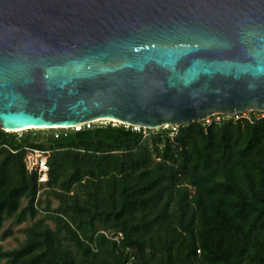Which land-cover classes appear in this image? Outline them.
Returning <instances> with one entry per match:
<instances>
[{"label": "trees", "instance_id": "trees-1", "mask_svg": "<svg viewBox=\"0 0 264 264\" xmlns=\"http://www.w3.org/2000/svg\"><path fill=\"white\" fill-rule=\"evenodd\" d=\"M132 131L0 130V264H264V114ZM26 149L48 154L47 181ZM23 201V204H21ZM53 202L55 206L53 207Z\"/></svg>", "mask_w": 264, "mask_h": 264}, {"label": "water", "instance_id": "water-1", "mask_svg": "<svg viewBox=\"0 0 264 264\" xmlns=\"http://www.w3.org/2000/svg\"><path fill=\"white\" fill-rule=\"evenodd\" d=\"M246 112L264 114V0H0L2 131Z\"/></svg>", "mask_w": 264, "mask_h": 264}, {"label": "built area", "instance_id": "built-area-1", "mask_svg": "<svg viewBox=\"0 0 264 264\" xmlns=\"http://www.w3.org/2000/svg\"><path fill=\"white\" fill-rule=\"evenodd\" d=\"M238 116L240 115L227 116V115H221V114H213L207 117L206 119H204L203 122L205 125H209L210 123H219L223 121L224 119H231V118L237 119ZM255 116L261 117L263 116V113L256 112ZM242 117L246 118L247 116L246 117L242 116ZM89 124H92V123L81 124V125L73 127L72 129L76 131L82 126L87 128ZM123 126L130 127L132 131H138L139 129H141V132L143 133V135L144 136L146 135L145 129L133 127V126H126V125H123ZM176 127H177L176 125H170V126H163L161 127V129H168L169 136H172L176 132ZM47 157H48V154L45 151H40L36 149H26L23 155V158H22V162H23L26 172L34 174L36 177V181L39 185H43L47 181V165H46Z\"/></svg>", "mask_w": 264, "mask_h": 264}, {"label": "rangeland", "instance_id": "rangeland-1", "mask_svg": "<svg viewBox=\"0 0 264 264\" xmlns=\"http://www.w3.org/2000/svg\"><path fill=\"white\" fill-rule=\"evenodd\" d=\"M239 115L240 116H238V118H240L242 116L246 117L247 113H243V114H239ZM21 204H23V201H21ZM52 206L53 207L55 206L54 202H53ZM27 225L28 224L25 222V223H22L20 225L15 226V225H11L10 220H5L2 224L1 231L9 228L12 231V235H11V237L0 242V249L1 250H9V249L15 248L22 241V239H23L22 229Z\"/></svg>", "mask_w": 264, "mask_h": 264}, {"label": "bare ground", "instance_id": "bare-ground-1", "mask_svg": "<svg viewBox=\"0 0 264 264\" xmlns=\"http://www.w3.org/2000/svg\"><path fill=\"white\" fill-rule=\"evenodd\" d=\"M4 131L9 132V131H17V130H4Z\"/></svg>", "mask_w": 264, "mask_h": 264}]
</instances>
